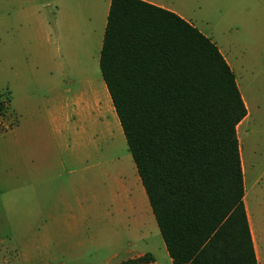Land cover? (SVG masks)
Here are the masks:
<instances>
[{
    "label": "trees",
    "instance_id": "16d2710c",
    "mask_svg": "<svg viewBox=\"0 0 264 264\" xmlns=\"http://www.w3.org/2000/svg\"><path fill=\"white\" fill-rule=\"evenodd\" d=\"M99 67L172 264H258L237 135L247 108L215 41L171 9L110 0Z\"/></svg>",
    "mask_w": 264,
    "mask_h": 264
},
{
    "label": "crops",
    "instance_id": "0c3cea01",
    "mask_svg": "<svg viewBox=\"0 0 264 264\" xmlns=\"http://www.w3.org/2000/svg\"><path fill=\"white\" fill-rule=\"evenodd\" d=\"M20 1L22 3L23 0ZM146 1L171 9L184 17L163 0ZM213 1H226V14L235 22L254 21L255 26L246 28V31L264 32V0ZM2 2L3 6L10 5L12 0ZM42 6L43 3H34L30 19L27 16L21 18L29 25L19 27L16 44L21 55L14 59L16 65L19 63V71L7 86L6 93L9 105L7 117L11 126L3 132L5 156L19 161L21 191H24L26 184V193L34 199L30 204L31 214L34 215L25 223L37 224V233L48 227L57 241L59 237L65 241L72 238L73 244L69 243L68 249L91 248L98 255L105 250L102 254L111 257L112 264L120 262L122 259L118 257L121 256L129 258L143 255L150 251L138 242L137 237H144L145 231H149L150 226L154 229L157 221L132 155L124 153L109 160L108 146L104 145L103 150L97 138L102 126L105 130L111 128L112 135L123 132L114 106L109 108L106 83L104 79H99L101 70H92L93 104L85 107L82 93L78 94L70 87L61 90L54 69L59 64L65 70L77 65L68 56L63 61L52 57L53 39L60 33V5L56 4V11L51 17L44 13ZM107 13L108 10L102 24V38ZM101 45L102 40L99 49ZM44 48L47 49L45 58L42 56ZM221 52L233 69L226 55ZM97 61L99 68V56ZM235 79L237 82L236 75ZM237 85L239 87L238 82ZM241 96L247 113L239 123L244 122L250 112L246 96L244 93ZM85 112L88 114L86 122ZM240 157L244 179L241 146ZM29 184L34 186L30 190ZM243 200L260 264L262 248L259 247L258 234L254 228L245 182ZM125 230L131 234L127 242L123 240ZM161 242L160 246L163 244L166 249L164 240ZM62 250L57 254L64 253L66 249Z\"/></svg>",
    "mask_w": 264,
    "mask_h": 264
},
{
    "label": "rangeland",
    "instance_id": "374dc122",
    "mask_svg": "<svg viewBox=\"0 0 264 264\" xmlns=\"http://www.w3.org/2000/svg\"><path fill=\"white\" fill-rule=\"evenodd\" d=\"M163 2L176 8L216 42L231 63L241 93L248 100L250 112L248 118L238 125V137L244 157L247 200L259 247L262 248L260 264H264V32L245 30L255 26L254 21L240 23L229 18L226 14V1ZM34 3H43L42 10L49 17L55 13L56 4L60 5V33L53 39L52 57L63 61L68 56L73 59V63L76 61L77 66L65 70L59 64L54 74L61 90L70 87V90L82 93V104L85 107L94 101L92 70H100L97 60L102 24L109 6V0H23L22 3L20 0H12L10 5L4 6L0 0V264H112L113 259L102 254L105 250L98 255L91 248L68 249V244H73L72 238L65 241L59 237L57 241L48 227L45 226L37 233V224L25 223L34 215L30 207L34 199L26 193V184L24 191H21L19 161L5 156L3 132L11 126L7 117L9 105L6 93L7 86L19 71V63L16 65L14 60L21 55L16 44L19 40V27L29 25L21 18L27 16L30 19ZM88 24L91 25L90 29ZM46 55L47 49L44 48L42 56L45 58ZM99 79L103 81L102 75ZM108 102L109 108L113 107L110 96ZM87 119L88 114L85 112L84 121ZM110 130L102 126L97 133L101 148L104 150V145L108 146V159L124 153L131 156L124 132L112 135ZM33 187L29 184V190ZM123 236L124 242L131 238L127 230ZM137 238L151 252L144 254L152 256L151 260L141 264H172L165 247L159 244V241L163 243V238L157 224L154 229L150 226L144 237ZM62 249H66L65 252L58 255L57 252ZM118 258L123 260L126 257Z\"/></svg>",
    "mask_w": 264,
    "mask_h": 264
}]
</instances>
